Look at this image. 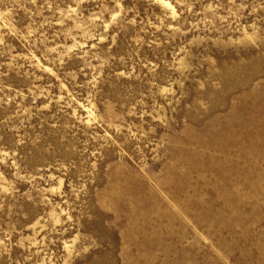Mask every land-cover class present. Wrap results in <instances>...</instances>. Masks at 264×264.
Instances as JSON below:
<instances>
[{
    "label": "rangeland",
    "instance_id": "374dc122",
    "mask_svg": "<svg viewBox=\"0 0 264 264\" xmlns=\"http://www.w3.org/2000/svg\"><path fill=\"white\" fill-rule=\"evenodd\" d=\"M0 264H264V0H0Z\"/></svg>",
    "mask_w": 264,
    "mask_h": 264
}]
</instances>
